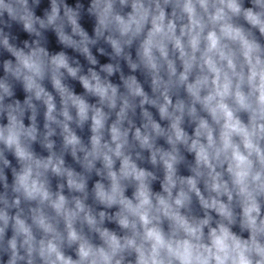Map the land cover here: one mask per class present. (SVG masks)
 Listing matches in <instances>:
<instances>
[{
	"label": "clouds",
	"instance_id": "obj_1",
	"mask_svg": "<svg viewBox=\"0 0 264 264\" xmlns=\"http://www.w3.org/2000/svg\"><path fill=\"white\" fill-rule=\"evenodd\" d=\"M0 264H264V0H0Z\"/></svg>",
	"mask_w": 264,
	"mask_h": 264
}]
</instances>
